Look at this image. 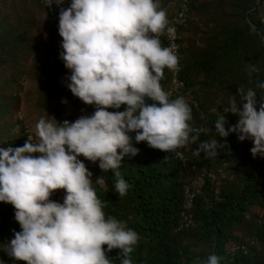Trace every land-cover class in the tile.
I'll use <instances>...</instances> for the list:
<instances>
[{
  "label": "clouds",
  "instance_id": "clouds-1",
  "mask_svg": "<svg viewBox=\"0 0 264 264\" xmlns=\"http://www.w3.org/2000/svg\"><path fill=\"white\" fill-rule=\"evenodd\" d=\"M58 30L63 49L60 59L71 73L66 86L95 110L62 123L46 112L35 125V136L28 131L22 146L0 147V202L13 206L20 226V231L13 230L14 238L0 243V252L23 264H113L114 258L107 253L118 249L120 264H133L138 233L106 217L94 187L105 186L106 179L98 177L93 183V173L79 157L99 162L102 172L112 170L114 191L124 196L129 185L119 169L126 156L139 152L131 133H135L136 144L146 142L162 151L164 159L183 162L188 144L194 155L205 157H217L227 144L215 139L197 142L201 133L211 129L189 123L192 110L186 99L196 110L200 107L191 92L185 91L183 78L182 92L168 93L170 70H178V56L160 39L174 32L160 0H71L69 7L59 11ZM165 68L166 92L160 83ZM260 70L259 61L247 63L250 79ZM256 87L264 90V82H257ZM237 94L230 95L222 113L211 109L218 113L215 132L225 140L233 133L240 142L250 140L253 158H264V94L259 103L251 88L240 86ZM176 96L181 97L169 98ZM122 105H126L123 111ZM228 113L238 117V122L226 128ZM178 149L184 159L172 156L171 152L183 155ZM197 175L186 183L184 196ZM59 190L65 192L63 203L51 199ZM239 248L248 253L246 246L235 249ZM220 259L211 254L196 264H219ZM0 264H5L3 259Z\"/></svg>",
  "mask_w": 264,
  "mask_h": 264
},
{
  "label": "trees",
  "instance_id": "trees-1",
  "mask_svg": "<svg viewBox=\"0 0 264 264\" xmlns=\"http://www.w3.org/2000/svg\"><path fill=\"white\" fill-rule=\"evenodd\" d=\"M70 3L71 0H0V147H7L6 140L16 127H22L20 143L27 140L29 130L18 116L23 115L22 111H18L15 122L13 119L19 97L6 92L24 79L31 78L39 84V105L53 113L52 117L58 122H74L81 116L82 101L67 88L66 77L71 73L60 59L63 49L58 30L59 11L69 7ZM183 4L189 9V18L179 28L182 49L178 63L182 68L181 78L186 82L185 91L191 92L192 99L198 101L200 107L196 111L183 96L192 110L189 123L193 127L211 129L201 133L197 142L215 139L226 143L227 147L220 149L217 157H205L202 153L200 159L191 162V152L187 151L186 145L187 160L183 162L164 159L162 151L150 148L146 142L136 144L133 136L139 152L134 157L126 156L119 169L129 185L126 194L119 196L114 191L116 178L113 171L102 172L99 162L95 163L98 176L93 174L92 180L95 183L98 177H105L106 185L94 187L105 205L106 217L112 216L138 233L139 241L131 254L133 264H196L211 254L221 258L219 264H264V158H253L250 140L240 142L234 133L226 140L218 136L214 127L218 113L210 114L205 96L207 91L215 89L225 100L222 106L214 105L221 113L230 95H236L240 86L256 91L259 103V96L264 94V90L256 87L257 82H264V0H160L167 16L175 15ZM194 15L204 16L206 27L211 28L205 33L200 31L203 32V45L186 53L187 39L183 35L190 31ZM160 39L165 47L167 38ZM257 61L261 70L250 79L247 63ZM167 82L165 68L160 81L165 92ZM178 97L181 96L169 98ZM236 99L240 101L238 94ZM147 103L152 101L147 100ZM226 120L227 128L235 125L238 117L228 113ZM243 156L256 161L254 168L238 173L236 184L228 183V180L220 182L219 178L226 170H238ZM79 159L86 162L82 156ZM185 162L195 174L203 169L217 172L219 167L223 169L216 180L206 179L192 212V226L178 232L187 183L183 169ZM64 195V190H59L51 198L63 203ZM256 207L263 215L253 214L254 218L247 221L246 216ZM14 212L12 205L0 202V243L14 238L13 230L20 231ZM247 226L253 236L249 244L235 235L236 230ZM235 244L246 246L248 253L244 254L240 248L236 250ZM119 251L114 249L107 253L110 259L114 258L113 264H120ZM0 259L5 264H23L3 252H0Z\"/></svg>",
  "mask_w": 264,
  "mask_h": 264
},
{
  "label": "rangeland",
  "instance_id": "rangeland-1",
  "mask_svg": "<svg viewBox=\"0 0 264 264\" xmlns=\"http://www.w3.org/2000/svg\"><path fill=\"white\" fill-rule=\"evenodd\" d=\"M205 23L206 21H205L204 16L194 15L193 21L191 25H189L190 31H188L187 33H184L183 35V38L187 39L186 40V46H187L186 53H190L192 52V50H196L197 48L203 45L202 43V39H203L202 33L203 32H200V31L203 30L205 33L211 28V27H206ZM6 92L8 94L12 93L14 96H18L20 100L19 105L15 108L16 114L13 116L14 122L16 121V119H18L17 117L18 111H22V114H23L21 116L22 118L21 117L19 118L22 119V122H24L26 129H28L31 132V134H33V136H35V131H36L35 125L40 117L45 116L46 112L49 116H54L53 113L51 114V112L44 110L43 107L39 105V102H38L39 84L34 79H31V78L24 79V81L23 80L21 81L20 85L10 86ZM205 96L207 100V107L210 110V114L213 113L211 109L215 108L214 105L222 106L225 104V100L221 96L217 95L215 89L207 91V95ZM188 100L190 99L188 98ZM81 104H79L81 105L79 109V113L81 115L86 114V113L91 114L94 112L95 110L94 106L85 105L83 102ZM14 130L15 131L11 133L10 137L6 140L5 145L13 146V147L22 146L25 143V142L20 143L21 138L19 134L22 131V127H19V128L16 127ZM130 135L133 137L135 136V133H131ZM246 150H249V148L247 147ZM187 151L191 152V155L189 157L190 159L189 161L191 162L197 161L198 159L202 157V153L200 155L193 154L194 150L190 148V144L187 145ZM240 160H241L240 162L241 165L237 167L238 170L236 172H229L228 170H226L225 173L219 178L220 180L219 179L218 180L220 182H222L223 180H228L229 181L228 183L232 182L236 184V181L238 180L237 174L245 170L253 169L256 163L254 159L247 158L245 156L240 157ZM85 165L89 171H91L94 175L98 176L95 164L86 160ZM183 169H184V173L186 177L185 178L186 182L194 178L195 173L188 163H185ZM63 197L64 196H62L61 198L62 201H63ZM51 199L58 202L57 198H51ZM253 214L262 216L263 211L257 207L254 208V211L252 212V214H248V216H246L247 221H250L254 218ZM247 228L249 229V227L247 226V227H243L235 231V235L238 238V240L244 242L245 244H249L253 237ZM233 247L236 248L238 247V245L235 244Z\"/></svg>",
  "mask_w": 264,
  "mask_h": 264
},
{
  "label": "built area",
  "instance_id": "built-area-1",
  "mask_svg": "<svg viewBox=\"0 0 264 264\" xmlns=\"http://www.w3.org/2000/svg\"><path fill=\"white\" fill-rule=\"evenodd\" d=\"M189 9L186 7V4L182 5V8H180L177 13L173 16H167L168 20V26L172 27L174 29V32L172 34H163L160 36L162 38L165 36L167 38L168 44L165 45V47H171L174 51V53L178 56V61L180 58V53L182 49L181 44V35L179 34V28L183 27L186 22L189 14ZM181 72L182 68L180 64L178 63V70H170V86H169V95H174L177 93L182 92V90L185 87V82L181 78ZM126 108V105L123 106L122 111ZM19 117H21V114H19ZM32 137V136H30ZM198 147V144L195 145ZM177 151L181 152L182 156H176L175 153H172V156L179 159H184V153L181 149H178ZM222 169H219L218 172H222ZM218 172L214 169H206L198 173L196 178L186 187L185 189V202L183 205V209L181 211V222L179 225L178 230H187L189 229L193 224V209L195 207V201L196 198L201 194L202 188L204 186L206 179H211L212 181L217 179Z\"/></svg>",
  "mask_w": 264,
  "mask_h": 264
}]
</instances>
